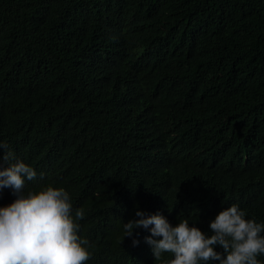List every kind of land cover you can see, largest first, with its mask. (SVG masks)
<instances>
[{
  "label": "trees",
  "instance_id": "obj_1",
  "mask_svg": "<svg viewBox=\"0 0 264 264\" xmlns=\"http://www.w3.org/2000/svg\"><path fill=\"white\" fill-rule=\"evenodd\" d=\"M0 144L83 210L86 264L173 258L137 211L264 224V0H0Z\"/></svg>",
  "mask_w": 264,
  "mask_h": 264
},
{
  "label": "clouds",
  "instance_id": "obj_2",
  "mask_svg": "<svg viewBox=\"0 0 264 264\" xmlns=\"http://www.w3.org/2000/svg\"><path fill=\"white\" fill-rule=\"evenodd\" d=\"M0 149L7 145L0 144ZM0 159L16 161L11 151H4ZM36 178V171L23 161L0 170V189L11 188L16 196L0 207V264H86L91 258L89 242L78 236L76 222L83 219V210L77 209L73 216L70 194L63 188L49 185L25 191L26 181ZM136 216L140 218L123 224L124 238H132L134 229L148 230L145 241L155 261L165 253L173 257L163 264H260L257 257L264 255V224L246 219L235 204L210 222V236L190 226L186 218L173 226L159 212L146 216L137 211Z\"/></svg>",
  "mask_w": 264,
  "mask_h": 264
}]
</instances>
